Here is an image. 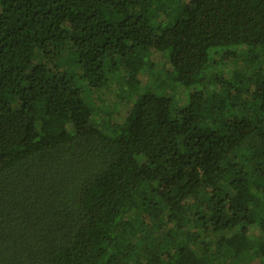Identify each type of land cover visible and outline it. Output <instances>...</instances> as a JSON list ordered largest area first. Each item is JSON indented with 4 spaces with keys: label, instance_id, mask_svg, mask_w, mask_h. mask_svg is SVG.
<instances>
[{
    "label": "trees",
    "instance_id": "trees-1",
    "mask_svg": "<svg viewBox=\"0 0 264 264\" xmlns=\"http://www.w3.org/2000/svg\"><path fill=\"white\" fill-rule=\"evenodd\" d=\"M110 88L126 115L92 122ZM251 255L264 264V0H0V264Z\"/></svg>",
    "mask_w": 264,
    "mask_h": 264
},
{
    "label": "rangeland",
    "instance_id": "rangeland-1",
    "mask_svg": "<svg viewBox=\"0 0 264 264\" xmlns=\"http://www.w3.org/2000/svg\"><path fill=\"white\" fill-rule=\"evenodd\" d=\"M150 61L156 65V68L159 72L160 70H162L161 68H165V69L169 68L166 58L160 52H151ZM57 65L61 72L68 73L72 64L68 56L64 54L63 56L58 58ZM232 67H234V65L231 61H229L228 70L226 72L227 74L230 73ZM186 97L187 96L185 92L182 91L179 92L177 106L180 107L182 104H184V102L186 101ZM101 99L102 102L99 101L100 104L95 103L97 112L96 114L92 115L91 121L95 122V121H99V119H101L104 116L107 117L108 114L106 113L108 111L111 112L112 110L113 112H112L111 120L114 122H120V120H122V118H124V116L126 115L128 109L127 104L125 102L119 103V101H117L113 88H110L106 92H103L101 95ZM249 261H250L249 264H259L258 258L253 257L252 255L250 256Z\"/></svg>",
    "mask_w": 264,
    "mask_h": 264
}]
</instances>
